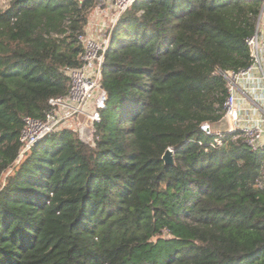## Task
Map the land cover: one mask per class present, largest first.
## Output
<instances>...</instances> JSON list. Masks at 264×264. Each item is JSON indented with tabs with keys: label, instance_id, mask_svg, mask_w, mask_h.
<instances>
[{
	"label": "trees",
	"instance_id": "trees-1",
	"mask_svg": "<svg viewBox=\"0 0 264 264\" xmlns=\"http://www.w3.org/2000/svg\"><path fill=\"white\" fill-rule=\"evenodd\" d=\"M94 5L0 8V264H264V148L201 129L223 116L215 70L250 62L261 0H135L103 56L94 145L61 128L23 150V118L82 64Z\"/></svg>",
	"mask_w": 264,
	"mask_h": 264
},
{
	"label": "built area",
	"instance_id": "built-area-1",
	"mask_svg": "<svg viewBox=\"0 0 264 264\" xmlns=\"http://www.w3.org/2000/svg\"><path fill=\"white\" fill-rule=\"evenodd\" d=\"M93 1L96 10L104 15L110 13L112 19L107 24L87 22L78 37L84 46L82 64L65 70L69 78L67 93L48 99L44 117L23 118L19 137L23 150L61 128L76 131L81 141L94 145L95 124L100 120V111L107 100L106 90L101 85L103 56L117 20L135 0ZM245 44L250 55L246 67L226 71L216 69L214 72L226 83L223 116L228 129L220 132L214 124L201 125L206 134L214 135L213 145H221L223 137L231 134L233 140L241 139L252 149L264 148V0H261L254 30L245 39Z\"/></svg>",
	"mask_w": 264,
	"mask_h": 264
},
{
	"label": "water",
	"instance_id": "water-1",
	"mask_svg": "<svg viewBox=\"0 0 264 264\" xmlns=\"http://www.w3.org/2000/svg\"><path fill=\"white\" fill-rule=\"evenodd\" d=\"M214 125H215V128L220 132H225L228 129L227 120H226V117L224 116H222V118L218 122H216ZM161 158L165 165H170V166L175 165V158H174L173 151L171 148H166Z\"/></svg>",
	"mask_w": 264,
	"mask_h": 264
},
{
	"label": "rangeland",
	"instance_id": "rangeland-1",
	"mask_svg": "<svg viewBox=\"0 0 264 264\" xmlns=\"http://www.w3.org/2000/svg\"><path fill=\"white\" fill-rule=\"evenodd\" d=\"M5 4H6V0H0V8H2V7H4L5 6ZM90 14V13H89ZM90 16V15H89ZM89 18V17H88ZM91 18V19H90ZM90 20L92 21V17L90 16ZM101 18L103 19L102 20V23H104V24H107V23H109L110 21H111V19H112V15L110 14V13H108L107 15H104V14H102L101 15ZM93 19L95 20V18L93 17ZM73 124V123H72ZM3 180H4V178L0 181V187L2 186V184H3Z\"/></svg>",
	"mask_w": 264,
	"mask_h": 264
},
{
	"label": "crops",
	"instance_id": "crops-1",
	"mask_svg": "<svg viewBox=\"0 0 264 264\" xmlns=\"http://www.w3.org/2000/svg\"><path fill=\"white\" fill-rule=\"evenodd\" d=\"M89 15L92 17V21L90 20L91 19L90 16H89L90 19L88 18V21L91 22L92 24L95 22H100L103 20L101 18L102 13L100 11L96 10L94 7L91 9ZM93 17L95 18V20L93 19Z\"/></svg>",
	"mask_w": 264,
	"mask_h": 264
}]
</instances>
